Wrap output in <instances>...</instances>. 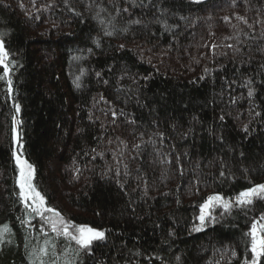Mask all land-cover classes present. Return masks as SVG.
I'll return each instance as SVG.
<instances>
[{
	"label": "trees",
	"instance_id": "trees-1",
	"mask_svg": "<svg viewBox=\"0 0 264 264\" xmlns=\"http://www.w3.org/2000/svg\"><path fill=\"white\" fill-rule=\"evenodd\" d=\"M0 40V264L46 238V264H245L264 215L235 203L264 184V0H0ZM14 152L47 207L105 239L77 256L25 208ZM214 195L233 206L195 231Z\"/></svg>",
	"mask_w": 264,
	"mask_h": 264
},
{
	"label": "snow or ice",
	"instance_id": "snow-or-ice-1",
	"mask_svg": "<svg viewBox=\"0 0 264 264\" xmlns=\"http://www.w3.org/2000/svg\"><path fill=\"white\" fill-rule=\"evenodd\" d=\"M106 34L111 35V33ZM9 55L4 41L0 40V68L3 69V74L0 75V81H5L7 83V91L11 93L13 82L10 79L12 65ZM97 75H99V73H97ZM77 80H79V77H77ZM79 86L80 85L77 83L76 87L79 88ZM248 94L252 96V90H249ZM19 111V105H16V112L19 113ZM221 119H223V117H221ZM18 123V120H13V132H15V125ZM244 130L247 131V128ZM14 140H17L15 136ZM20 147L22 148L23 145L21 144ZM13 156L16 161V166L19 169V177L17 180L20 189L19 196L22 202H24L25 208L30 209L31 212L40 216L42 220L49 225L51 231L56 234L57 238L63 237L69 243L74 242L78 246L75 250L77 256L80 251L90 252L94 241H103L105 239L104 231L94 229L87 225H74L71 222L65 221L58 211L51 207H47L44 196L36 190L35 185L32 183L35 171L33 165L28 163L27 160L22 159V155H18L16 152L13 153ZM256 199L264 200V184H257L241 191L236 196L235 203L238 206H247L253 204ZM216 205H219L225 211L233 206L230 201L224 200V198L219 195L209 196L207 200L200 205V215L198 216L200 226L196 227L195 231L201 230L206 217L210 214V209ZM45 213H49L50 215L45 216ZM22 223H24V221H22ZM41 232H44L43 228H41ZM10 233L11 228L7 224L0 227V243H3L5 235ZM44 235L47 237V232H44ZM246 235L250 238L251 255L245 260V264H261L262 258H264V215L251 224ZM49 247L52 249L51 255L55 256L56 245L53 241L46 238L43 246L31 251L30 257H34V259L31 260V264H46L44 257L49 255ZM53 264H56L55 260ZM65 264H74V261L65 260Z\"/></svg>",
	"mask_w": 264,
	"mask_h": 264
},
{
	"label": "rangeland",
	"instance_id": "rangeland-1",
	"mask_svg": "<svg viewBox=\"0 0 264 264\" xmlns=\"http://www.w3.org/2000/svg\"><path fill=\"white\" fill-rule=\"evenodd\" d=\"M192 2H201V1H204V0H191ZM14 162H15V165H16V161H15V159H14ZM17 167V166H16ZM17 171H18V175H17V180H18V177H19V169L17 168ZM17 186H18V184H17ZM18 190H19V192H20V189H19V187H18ZM24 203V202H23ZM29 203H31V202H29ZM215 208H216V210H218L219 209V206H213L211 209H210V214L206 217V219H208L209 217H210V215H212L211 214V211L214 209L215 210ZM30 210V209H29ZM45 214H47L46 216H48V215H50L49 213H45ZM95 242V241H94Z\"/></svg>",
	"mask_w": 264,
	"mask_h": 264
},
{
	"label": "bare ground",
	"instance_id": "bare-ground-1",
	"mask_svg": "<svg viewBox=\"0 0 264 264\" xmlns=\"http://www.w3.org/2000/svg\"><path fill=\"white\" fill-rule=\"evenodd\" d=\"M191 1V0H190ZM205 1V0H204ZM19 191V190H18ZM20 197V196H19ZM21 199V198H20ZM24 204V203H23ZM219 210V213L221 214V213H224V212H226L225 210H223V209H221V208H219L218 209ZM212 217L210 216L208 219L210 220ZM209 222V221H208ZM207 221H205V223H204V225L202 226V228L201 229H203L204 228V226L208 223ZM197 225L198 226H200V221H199V219H197Z\"/></svg>",
	"mask_w": 264,
	"mask_h": 264
}]
</instances>
